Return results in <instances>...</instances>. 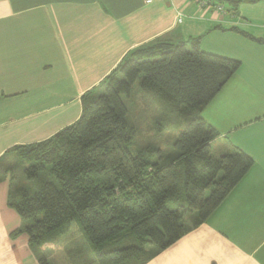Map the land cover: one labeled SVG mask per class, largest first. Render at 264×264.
Wrapping results in <instances>:
<instances>
[{
	"label": "trees",
	"instance_id": "obj_1",
	"mask_svg": "<svg viewBox=\"0 0 264 264\" xmlns=\"http://www.w3.org/2000/svg\"><path fill=\"white\" fill-rule=\"evenodd\" d=\"M216 1L233 10L241 2ZM237 32L264 45V38ZM241 66L204 52L201 39L131 52L104 93L83 97L76 123L0 159L7 205L21 220L10 238L26 235L37 262L49 264L50 253L62 248L54 238L76 221L95 262L147 264L205 223L254 166L239 149L214 157L211 144L220 134L202 116ZM136 84L159 115L156 134L184 128L165 151L137 139L130 107Z\"/></svg>",
	"mask_w": 264,
	"mask_h": 264
},
{
	"label": "crops",
	"instance_id": "obj_2",
	"mask_svg": "<svg viewBox=\"0 0 264 264\" xmlns=\"http://www.w3.org/2000/svg\"><path fill=\"white\" fill-rule=\"evenodd\" d=\"M222 5L219 13L192 0H0V159L76 123L83 97L98 95L137 48L201 39L204 52L242 63L202 114L220 134L212 155L239 149L254 166L205 223L147 264H264V45L237 32L264 38V0ZM8 189L0 184V264H35L28 237L10 238L21 220Z\"/></svg>",
	"mask_w": 264,
	"mask_h": 264
},
{
	"label": "rangeland",
	"instance_id": "obj_3",
	"mask_svg": "<svg viewBox=\"0 0 264 264\" xmlns=\"http://www.w3.org/2000/svg\"><path fill=\"white\" fill-rule=\"evenodd\" d=\"M135 87L137 91L135 93L134 98H132L133 106L130 107L132 109V117L134 116L133 125L134 127L137 128L138 131L137 139H139V137L144 140L149 138L148 145L151 146L153 149H155V151L156 150L165 151L167 149L168 144L171 145L174 144V142L179 138L180 132H182L184 128L165 131L163 134H156L157 131L154 128L155 127L154 123L156 122L157 119H159V115L155 113L153 105H150L145 102L144 97L138 90L139 88L138 84H136ZM104 91H105V87L101 89L97 94L100 95L104 93ZM150 129L151 130L153 129V131L151 132ZM231 137L232 135L228 137L229 144L233 139ZM222 142L227 144V140H222ZM140 149H141L140 146L138 148L136 146L133 149V151L135 153L137 152L139 153ZM153 155L154 156H149V157L151 159H157L158 155L156 153ZM26 183L29 184L28 182ZM188 220L189 217L185 219V221ZM9 224L10 222L5 223V226ZM25 237L27 238L26 235ZM54 239L56 243L62 245V248L53 250L50 253L48 257L49 264H99L95 262L96 253L90 248V246L86 242V239L84 235L80 232V227L76 221L71 223L68 230L64 231L63 235H58ZM105 248L109 249V247H105ZM32 257H34V255ZM22 264H30V262L28 261L27 258L24 257ZM35 264H39V262H35Z\"/></svg>",
	"mask_w": 264,
	"mask_h": 264
},
{
	"label": "built area",
	"instance_id": "obj_4",
	"mask_svg": "<svg viewBox=\"0 0 264 264\" xmlns=\"http://www.w3.org/2000/svg\"><path fill=\"white\" fill-rule=\"evenodd\" d=\"M195 3H197L201 9H210L213 8L215 9L216 12L222 13L225 12V8L222 4L217 2L216 0H192ZM182 20H180L181 22Z\"/></svg>",
	"mask_w": 264,
	"mask_h": 264
}]
</instances>
